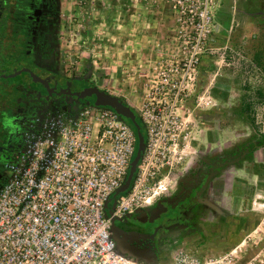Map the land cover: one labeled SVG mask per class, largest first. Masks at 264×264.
Returning a JSON list of instances; mask_svg holds the SVG:
<instances>
[{"label": "built area", "instance_id": "1", "mask_svg": "<svg viewBox=\"0 0 264 264\" xmlns=\"http://www.w3.org/2000/svg\"><path fill=\"white\" fill-rule=\"evenodd\" d=\"M166 2L184 57L174 65H153L142 103L131 106L146 132L145 149L113 216L150 206L172 190L190 130L183 117L191 116L187 102L198 85L196 64L222 0ZM29 138L0 190V264H241L242 244L218 256L180 249L168 263L118 249L105 205L127 179L138 138L112 108L86 105L57 114ZM245 264L261 260L254 256Z\"/></svg>", "mask_w": 264, "mask_h": 264}, {"label": "flooded vegetation", "instance_id": "2", "mask_svg": "<svg viewBox=\"0 0 264 264\" xmlns=\"http://www.w3.org/2000/svg\"><path fill=\"white\" fill-rule=\"evenodd\" d=\"M62 30L63 0H0V190L10 177V163L47 120L93 105L87 91L98 85L90 66L74 74L66 67ZM263 146L264 134H255L231 149L199 150L172 190L140 208L144 211L113 216L106 208L118 249L135 259L161 262L181 248L189 250L191 243L200 244L212 218L225 217L220 207L227 174Z\"/></svg>", "mask_w": 264, "mask_h": 264}, {"label": "rangeland", "instance_id": "3", "mask_svg": "<svg viewBox=\"0 0 264 264\" xmlns=\"http://www.w3.org/2000/svg\"><path fill=\"white\" fill-rule=\"evenodd\" d=\"M248 1L226 0L215 11L214 33L204 45L196 64L199 65L196 93L187 102L191 116L183 117V128L189 127L190 130L182 141L176 179L196 159L199 150L207 153L211 147L231 149L250 140L255 134H264V6L253 11L249 9ZM124 2L63 0L62 55L71 73H79L90 66L98 88L109 93L128 90L129 95L124 100L130 106L138 107L143 101L146 75L151 74L153 65H174L176 60L181 62L184 57L181 50L183 39L176 34L177 25L171 7L166 0H161L162 5L170 11L171 18L167 25L171 38L155 41L156 53L147 58L144 65L142 63L135 67L127 62L126 65H110L113 60H126V55L119 57L112 53L110 46L114 37L109 23L99 19V14L102 10L124 13ZM152 2L151 7L160 3L157 0ZM202 65H206L203 72ZM117 72L132 78L123 86H115L114 75ZM90 90L87 95L94 105L97 97ZM142 133L146 137L145 130ZM241 166L257 177L252 180L248 176L251 180L246 183L248 180L243 176L244 170L237 171L241 175L237 178L241 183L239 193L248 199L243 201L239 211H255L261 215V219L254 229L225 253L242 244L245 251L242 264L252 261L254 256L264 264V146ZM114 195L110 198V205H114L118 199ZM198 241L208 250L209 238L205 233L200 235ZM249 254L250 257L247 256Z\"/></svg>", "mask_w": 264, "mask_h": 264}, {"label": "crops", "instance_id": "4", "mask_svg": "<svg viewBox=\"0 0 264 264\" xmlns=\"http://www.w3.org/2000/svg\"><path fill=\"white\" fill-rule=\"evenodd\" d=\"M225 1L226 0H222L223 3ZM157 2L160 3H156L151 7V5H153L152 0H125L124 13L116 11L114 14L108 12L109 10L106 9L108 11L102 10L99 14V19L107 21L110 25L109 30L114 37L113 43L110 46L111 51H113L112 53L116 56L119 55V57L121 54L126 55V60H113L110 62V65H126V62L128 65H134L135 67L142 63L144 65L147 58H151V56L156 53L155 41L159 40L162 42L163 40L167 41L166 39L171 38L172 34L167 25L171 18L170 11L166 6L164 7L162 5L161 0H157ZM205 66L206 65H202V72L206 69ZM114 76L115 86H123L124 82H129V79L132 78L127 77V75H122L121 73L118 74V72ZM120 91L121 93L110 94L116 95L124 100L129 95V91L123 89ZM251 159L252 158H249L243 161L242 164ZM241 169L244 170V177L247 178L249 176L252 180L255 179L256 175L252 174L246 167L241 166L237 169H231L227 174L228 180L226 190L222 197V206L220 207L225 217L219 219V217L215 215L214 218H212V222L207 224L203 229V233L209 238L208 250L203 248L198 242H195L194 244L191 243L188 245V251L199 255H221L237 243L246 233L254 229L259 223L261 219L259 213L246 209L243 212L239 211L240 207L243 205V201L246 202V200H248L244 195L243 197L239 193L241 183L237 181V178L241 175L240 172L237 173V171ZM247 180L246 183L250 182L251 179L247 178ZM112 206L113 205H110L109 202L107 208L109 214L112 210ZM202 250L205 252H201ZM247 256L250 257V254ZM171 260L172 256L170 255L169 257L165 256L161 262L168 263ZM242 263L243 261H241V264Z\"/></svg>", "mask_w": 264, "mask_h": 264}, {"label": "water", "instance_id": "5", "mask_svg": "<svg viewBox=\"0 0 264 264\" xmlns=\"http://www.w3.org/2000/svg\"><path fill=\"white\" fill-rule=\"evenodd\" d=\"M15 76V75H12ZM91 93L96 94V102L94 105L96 106H107L112 108L113 110H115V112L119 115V117L122 120H126L129 119L132 123V125L137 129V138H138V149H137V153L135 158L133 159L131 166H130V171L129 174L127 176L126 181L124 182V184L116 191L115 193V197L118 196L121 193L126 192L131 184L132 178L136 172L137 169V165L140 161V158L142 156V153L145 149V137L144 135L141 133V126L139 125V122L137 121V115L135 113V111L133 110V108L124 102V100L116 95H112L98 87H93L90 90ZM88 93V91H87ZM1 149V148H0ZM110 201H108L106 203V208H108V203ZM116 203L112 206V210L110 211V214L112 213L114 207H115ZM142 212L144 211L143 209H137L136 212ZM111 232H113V239L115 240V242L117 244L120 243L119 238L117 236V231L114 228H111Z\"/></svg>", "mask_w": 264, "mask_h": 264}, {"label": "trees", "instance_id": "6", "mask_svg": "<svg viewBox=\"0 0 264 264\" xmlns=\"http://www.w3.org/2000/svg\"><path fill=\"white\" fill-rule=\"evenodd\" d=\"M248 6H249V9H251V10H255V9H257L259 6L261 7V6H264V0H249L248 1ZM264 12H262V14H263ZM126 122H128L132 127H133V129H134V131H135V133H136V135H137V129L132 125V123H131V121L129 120V119H126L125 120ZM137 121L139 122V125L141 126V133L144 131V126H143V124H142V122H141V120H140V118H137ZM143 134V133H142ZM137 149H138V142H137V148H136V153H137ZM136 153H135V156H136ZM135 156H134V158H135ZM125 193V192H124ZM124 193H121V194H124ZM121 194H119L118 195V197L121 195Z\"/></svg>", "mask_w": 264, "mask_h": 264}]
</instances>
